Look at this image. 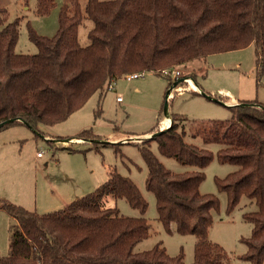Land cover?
<instances>
[{
  "label": "trees",
  "instance_id": "trees-1",
  "mask_svg": "<svg viewBox=\"0 0 264 264\" xmlns=\"http://www.w3.org/2000/svg\"><path fill=\"white\" fill-rule=\"evenodd\" d=\"M72 1L73 7L62 6L54 37L40 36L29 27L38 48L34 55L16 52L19 23H8L0 7V123L16 119L0 131L16 123L32 130L56 125L130 73L160 74L216 53L253 45L258 67L264 70V0H87L85 6ZM38 2L40 15L55 6V0ZM86 18L94 26L90 44L82 46L79 28ZM170 95L171 91L166 99ZM228 109L229 120L205 123L192 137L217 143L218 161L238 167L225 179L217 178L216 184L227 194L228 214L242 196L258 207L244 214L253 233L243 239L248 252L242 258L263 264L264 104L240 100ZM177 118L170 115L166 130L137 143L148 168L146 188L155 195L158 219L167 232L175 226L179 234L197 237L192 264H226L224 249L209 240L212 213L219 211L220 201L200 192L214 154L185 142L186 132L179 130ZM156 131L157 127L152 132ZM76 138L99 143L90 131ZM153 141L162 156L197 170L173 173L151 150ZM111 197L126 199L143 215L147 212L140 190L118 173L95 192L50 214L0 201V210L17 223L10 253L0 255V264H185L182 254L172 257L162 244L136 252L135 247L150 236L151 226L146 218L125 217L117 207H107Z\"/></svg>",
  "mask_w": 264,
  "mask_h": 264
},
{
  "label": "rangeland",
  "instance_id": "rangeland-1",
  "mask_svg": "<svg viewBox=\"0 0 264 264\" xmlns=\"http://www.w3.org/2000/svg\"><path fill=\"white\" fill-rule=\"evenodd\" d=\"M79 1L85 6L87 0ZM38 3V0H0L7 22L19 23L20 36L16 46L19 54L38 53L36 44L30 39L29 27L40 36L52 38L59 29L62 6L65 3L74 5L72 0H55L50 12L40 15ZM93 26L91 20L84 19L79 28L82 46L90 44L89 32ZM175 69L183 75L178 80L188 78L196 89L191 88L189 81L174 88L178 80L170 85L168 77L155 72H145L143 77L135 80L125 76L103 93H95L81 109L61 123L40 125L38 130L16 123L0 131V201L40 215L50 214L95 192L111 174L118 173L131 179L148 203L144 215L126 199L111 197L106 204L117 207L125 217L148 220L150 236L140 242L135 251L151 250L162 244L170 256L182 254L184 263L192 264L197 237L181 235L175 226L169 233L159 221L155 195L146 188L148 168L137 145L153 137L162 127L170 126L167 122L163 126L160 121L167 116L165 106L168 103L167 112L178 117L179 130L184 128L186 132L185 142L214 154L204 170L206 179L200 186L201 194L215 195L220 201L219 211L212 213L209 240L224 249L229 258L226 264H252L242 258L248 252L243 239L250 238L253 233V225L244 220V214L255 212L258 207L242 196L237 208L228 214L227 194L219 191L216 179H225L238 167L221 164L217 158L221 146L205 143L202 136L194 138L192 133L210 121L229 120L232 114L228 107L235 105L234 100L264 104V70L258 67L253 45L212 54ZM170 91L172 94L166 99ZM118 97H122L123 102L119 103ZM155 127L157 131L152 132ZM84 131H90L99 143L77 139L76 136ZM151 150L173 173L197 170L162 156L154 141ZM39 153L42 157H38ZM16 224L14 218L0 210L1 256L10 253L11 232Z\"/></svg>",
  "mask_w": 264,
  "mask_h": 264
},
{
  "label": "built area",
  "instance_id": "built-area-1",
  "mask_svg": "<svg viewBox=\"0 0 264 264\" xmlns=\"http://www.w3.org/2000/svg\"><path fill=\"white\" fill-rule=\"evenodd\" d=\"M145 72H135V73H130L128 75H126V78L128 80H135V79H139L141 77L144 76ZM160 74H162L165 77H168V79L171 82H175L176 80H178L179 78L183 77L182 73L180 72V70L175 69V68H167V69H163L160 71ZM264 79V78H263ZM185 81H189L188 78H185ZM118 102H123L122 97H118L117 98ZM162 124V123H161ZM164 127H162L161 129H163ZM39 157H42V155L39 153L38 154Z\"/></svg>",
  "mask_w": 264,
  "mask_h": 264
},
{
  "label": "water",
  "instance_id": "water-1",
  "mask_svg": "<svg viewBox=\"0 0 264 264\" xmlns=\"http://www.w3.org/2000/svg\"><path fill=\"white\" fill-rule=\"evenodd\" d=\"M185 81V79H180V80H178L177 82H175L174 83V88L175 87H177L178 86V84H180V83H182V82H184ZM167 110H168V103L166 104V106H165V111H166V120H168L169 121V118H170V115H169V113L167 112ZM16 121V119H11V120H8V121H4V122H2V123H0V129H2L5 125H7V124H10V123H14ZM169 127V126H168ZM167 127V128H168ZM167 128H165V129H162L161 131H158V132H156L154 135H158V134H160L161 132H163L164 130H166Z\"/></svg>",
  "mask_w": 264,
  "mask_h": 264
},
{
  "label": "crops",
  "instance_id": "crops-1",
  "mask_svg": "<svg viewBox=\"0 0 264 264\" xmlns=\"http://www.w3.org/2000/svg\"><path fill=\"white\" fill-rule=\"evenodd\" d=\"M190 81L192 82V80H190ZM193 89H196V87L193 88ZM179 91H180V90H179ZM171 94H172V93H171ZM170 96H171V95H170ZM239 101H240V100H239ZM239 101H238V102H239ZM238 102H236V100H234L233 103L236 105V104H238ZM119 103H121V102H119ZM165 122H166V118H164V121H161V123H162L163 126H165V125H164ZM166 125H167V124H166ZM166 127H167V126H166ZM38 157H39V156H38Z\"/></svg>",
  "mask_w": 264,
  "mask_h": 264
},
{
  "label": "bare ground",
  "instance_id": "bare-ground-1",
  "mask_svg": "<svg viewBox=\"0 0 264 264\" xmlns=\"http://www.w3.org/2000/svg\"><path fill=\"white\" fill-rule=\"evenodd\" d=\"M190 82V86H191V88L193 89V88H195V85H194V83L193 82H191V81H189ZM166 122L170 125V121H168V120H166Z\"/></svg>",
  "mask_w": 264,
  "mask_h": 264
}]
</instances>
